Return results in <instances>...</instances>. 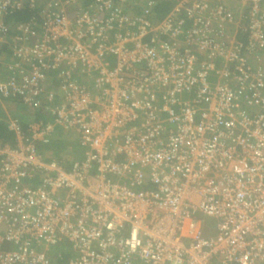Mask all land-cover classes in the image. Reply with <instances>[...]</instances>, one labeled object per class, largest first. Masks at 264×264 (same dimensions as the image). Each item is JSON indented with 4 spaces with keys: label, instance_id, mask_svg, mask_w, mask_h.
Masks as SVG:
<instances>
[{
    "label": "built area",
    "instance_id": "obj_1",
    "mask_svg": "<svg viewBox=\"0 0 264 264\" xmlns=\"http://www.w3.org/2000/svg\"><path fill=\"white\" fill-rule=\"evenodd\" d=\"M83 1L0 0V99L59 95L0 148V264H264V0Z\"/></svg>",
    "mask_w": 264,
    "mask_h": 264
},
{
    "label": "trees",
    "instance_id": "obj_2",
    "mask_svg": "<svg viewBox=\"0 0 264 264\" xmlns=\"http://www.w3.org/2000/svg\"><path fill=\"white\" fill-rule=\"evenodd\" d=\"M91 3L92 0H84L82 5L83 7H86L85 5ZM139 0H126L125 5L129 9H136L139 8L138 6ZM40 3H43V0H40ZM173 6V3L171 0H155L152 4V11L154 14L155 19H160L161 17L165 16V14L171 9ZM131 12V11H130ZM137 11H133L131 13H137ZM6 21H8L10 24H14L16 22L20 21H31L34 20L35 24L38 25V21L36 20L35 16V10H22L17 11L12 14H9L6 18ZM36 29V28H35ZM12 31H10L11 33ZM13 34V33H12ZM5 48L7 45H5ZM2 51H0L1 53ZM3 72L0 74V78L3 76ZM50 84H39L37 88V94L34 98V100L31 102V104H27L21 101V98L19 96L16 97H8L6 98L9 100V98L15 99L16 102L21 103V105L24 106V109L18 108L17 112L14 111L11 113V115L14 116L15 120L22 126V130H25L26 123L23 122V116L30 117V120H43L44 123L48 122L51 119V111L46 108V105H49L51 103H56L59 99V95L55 92V87L57 84H55L56 80V72H50ZM53 89V96L51 101L48 100V94ZM27 108V109H26ZM70 136V137H69ZM12 133L7 130L5 127V124L3 122L0 123V141L2 143L5 142H11L12 139ZM66 137H69L66 139ZM37 148L40 151L42 157L45 160H51L55 159L60 164H62L63 167L68 168L72 161L79 160L83 157V147L79 144V142L73 138L69 133H66L62 130H57L54 132V135L49 139L48 142L45 144L37 143ZM58 249L52 251L51 258L54 261L61 262L67 258V255L63 254L62 257H57L56 254L58 253Z\"/></svg>",
    "mask_w": 264,
    "mask_h": 264
},
{
    "label": "crops",
    "instance_id": "obj_3",
    "mask_svg": "<svg viewBox=\"0 0 264 264\" xmlns=\"http://www.w3.org/2000/svg\"><path fill=\"white\" fill-rule=\"evenodd\" d=\"M137 3H138V6H140L139 8H136V9H134V8L133 9H128L127 6H126V10H128L129 12L130 11L133 12V11H137V9H138L139 12H140L141 11V8L144 7V6H146L145 5L146 4V0H139V2H137ZM151 19L152 20H155L154 17H152ZM10 37L7 38L8 40L5 43H0V51L3 52V54H0V57H1L2 60H4L5 58L9 59V53H8L9 52V48H7V47H9L10 46V43L12 42V40L10 39ZM4 44L7 45L6 48H5ZM3 68H4V65L3 64H0V74H1V72L3 70ZM18 108L19 109L20 108L24 109V106L21 105V103L16 102L15 99H12V98H9V100H7L5 98L0 99V123L3 122L5 124V127L7 128V130L9 132H11L12 133V136H13L12 137L13 141H11L10 143L9 142L2 143L0 141V148L3 147V146H5V145H14L15 144V135H14L13 131L10 129V123H11L10 121L17 122L15 120L14 116L11 115V113H13L14 111L17 112V109ZM29 120H30V117H26V114H25V116H23V122H24V124L27 121H29Z\"/></svg>",
    "mask_w": 264,
    "mask_h": 264
},
{
    "label": "rangeland",
    "instance_id": "obj_4",
    "mask_svg": "<svg viewBox=\"0 0 264 264\" xmlns=\"http://www.w3.org/2000/svg\"><path fill=\"white\" fill-rule=\"evenodd\" d=\"M70 137V136H69ZM69 137H66V139H68ZM58 248H54V250H57Z\"/></svg>",
    "mask_w": 264,
    "mask_h": 264
},
{
    "label": "clouds",
    "instance_id": "obj_5",
    "mask_svg": "<svg viewBox=\"0 0 264 264\" xmlns=\"http://www.w3.org/2000/svg\"><path fill=\"white\" fill-rule=\"evenodd\" d=\"M6 98H8V97H6ZM6 98H5V99H6ZM66 133H67V132H66ZM69 134H70V133H69Z\"/></svg>",
    "mask_w": 264,
    "mask_h": 264
}]
</instances>
